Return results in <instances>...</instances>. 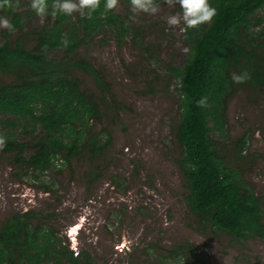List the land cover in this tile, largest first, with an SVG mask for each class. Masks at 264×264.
<instances>
[{
    "label": "rangeland",
    "instance_id": "1",
    "mask_svg": "<svg viewBox=\"0 0 264 264\" xmlns=\"http://www.w3.org/2000/svg\"><path fill=\"white\" fill-rule=\"evenodd\" d=\"M13 3L22 13L24 31L51 20L50 14L37 16L30 0ZM113 11L140 34L118 42L105 27L79 52L109 83L106 108L92 127L110 137L103 160L91 162L81 152L70 168L57 161L35 172L21 170L11 154L0 151V224L33 210L63 246L74 254L84 251L99 264H185L166 253L178 246L190 248V253L179 251L180 258L189 255V264H264V240L239 243L223 232L202 229L184 202L185 180L177 165L181 149L175 139L178 80L171 68L184 60L188 42L182 22L166 24L168 16L182 14L179 4L159 0L155 14L134 13L129 3L118 0ZM259 51L264 58V49ZM60 54V49L49 52L50 57ZM76 76L84 89L96 92L86 74ZM212 135L227 146L222 154L233 164L228 148L241 138L247 141L237 165L264 201V87L255 92L237 88L226 104L225 140L214 130ZM15 138L24 142L30 135L17 131Z\"/></svg>",
    "mask_w": 264,
    "mask_h": 264
},
{
    "label": "trees",
    "instance_id": "2",
    "mask_svg": "<svg viewBox=\"0 0 264 264\" xmlns=\"http://www.w3.org/2000/svg\"><path fill=\"white\" fill-rule=\"evenodd\" d=\"M13 1L0 8V16L15 27L13 32L2 31L0 43V137L5 140L0 151L11 154L21 170L35 172H44L57 161L70 168L81 152L91 162L103 160L110 137L92 127L106 108L109 83L104 72L79 52L105 27L115 32L118 42L140 30L133 31L113 10L104 12L103 0L90 19L79 12L52 15L53 2L48 0L51 20L24 31L22 13ZM209 3L217 9L216 16L184 32L188 51L182 63L171 68L178 80L175 139L181 149L177 165L185 180L184 202L202 229L223 232L239 243L264 240V201L237 165L247 141L241 138L228 148L235 157L233 164L222 154L227 146L212 135L214 130L225 140L226 104L237 88L255 92L264 87V58L259 51L264 49V15H256L264 11V0ZM54 49L61 50L60 56H49ZM76 72L86 74L96 92L84 89ZM232 73H246V79L233 83ZM201 98H206L205 106L197 105ZM17 131L29 134V140L17 141ZM41 221L33 210L2 221L0 264H99L84 251L74 254L63 246ZM180 250L191 252L188 246H178L166 253L169 259L189 264V255L180 258Z\"/></svg>",
    "mask_w": 264,
    "mask_h": 264
},
{
    "label": "clouds",
    "instance_id": "3",
    "mask_svg": "<svg viewBox=\"0 0 264 264\" xmlns=\"http://www.w3.org/2000/svg\"><path fill=\"white\" fill-rule=\"evenodd\" d=\"M130 7L134 13L144 12L155 14L159 8V0H129ZM180 6L182 14H173L168 16L166 24L169 27L183 24L181 31L187 32L190 29H197L200 25L210 23L217 14V9L213 7L209 0H175ZM118 0H103V10L108 12L113 10ZM101 5V0H53L51 4L52 15L71 16L73 12H79L80 16L90 19L92 14L97 11ZM9 0H0V8L9 7ZM30 7L37 16L43 17L49 14L48 0H30ZM0 28L7 29L9 32L15 30L14 25L8 18L0 16ZM65 46L67 41L64 42ZM185 52L188 49H184ZM233 83H243L246 79V73H232ZM206 98L197 101L198 106H205ZM5 140L0 137V148L4 146Z\"/></svg>",
    "mask_w": 264,
    "mask_h": 264
}]
</instances>
